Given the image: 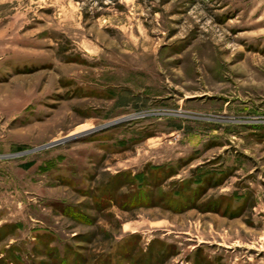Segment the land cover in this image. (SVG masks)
Masks as SVG:
<instances>
[{"label":"rangeland","instance_id":"1","mask_svg":"<svg viewBox=\"0 0 264 264\" xmlns=\"http://www.w3.org/2000/svg\"><path fill=\"white\" fill-rule=\"evenodd\" d=\"M150 250L264 264V0H0V264Z\"/></svg>","mask_w":264,"mask_h":264},{"label":"trees","instance_id":"2","mask_svg":"<svg viewBox=\"0 0 264 264\" xmlns=\"http://www.w3.org/2000/svg\"><path fill=\"white\" fill-rule=\"evenodd\" d=\"M32 165H34V163L33 162H30V163H28V164H26L25 165V167L26 168H30V167H32ZM152 170H162V167H153L152 168ZM175 171L174 172H169L168 174H167V176H166V178L165 179H169V178H171V177H173V176H175ZM154 175H157V173H154ZM153 176V175H152ZM144 177H145V175L143 174V172L142 173H139L138 175H136L135 177H134V180H139V181H144ZM153 179H154V177H153ZM180 185L179 186H183V187H185V191L183 192V191H177V192H174V194L172 193V194H164V193H162L161 194V196H160V198H159V200H157V202L156 201H154L151 197H150V194L149 193H146V191H144V192H141L140 191V187L136 190V191H134L131 195H132V197H133V199H132V201H134V199H135V204H133L132 203V205H133V207H140V206H154V205H161V203H166V206L165 207H168V209H169V207H173V206H171L169 203L170 202H172V203H174V202H176V201H173V199L171 198V201H170V199H169V197H170V195H174L175 196V198L176 199H181V200H185V204H183V206H181V207H184V206H186L185 207V209H191V208H196V207H198L199 205H198V202H199V199H200V197H201V194L204 192V191H206V188L202 185V184H199V187L198 188H195V189H193V191H189V194H187V192L186 191H188L187 189V187L186 186H188V184H189V186H190V181L189 180H186V181H181L180 183H179ZM160 185H161V183L160 182H158L157 183V185L155 184V187H157V188H159L160 187ZM146 186H148L147 184H146ZM184 189V188H183ZM145 197H147V199H148V201L147 202H145V203H143L142 201H144V198ZM163 199H169V200H165V201H168V202H162L163 201ZM225 199H228V198H225V197H222L221 199L219 198V201L218 200H213V204H218V206H217V209H218V212L220 211V208H221V212L222 211H224V210H222V207H221V204H222V202H223V200H225ZM246 199V198H245ZM229 200L230 201H232V199L229 197ZM233 202V201H232ZM245 203H247L246 201H245ZM210 207H212V206H210ZM241 207V206H240ZM238 207V209H242L243 207ZM228 209V213H232V215H234V214H236V212L238 213H240V211L241 210H236V208L235 209H231L230 207L229 208H227ZM182 210V209H181ZM176 211H179V210H176ZM230 211V212H229ZM225 213V212H224ZM134 237L135 238H141L140 236H138V235H134ZM156 242H158V243H160L161 241H159V240H154V241H152L151 242V245H150V249H151V246L153 245V244H155ZM145 256V257H144ZM146 257L148 258V260L150 261L151 260V250L149 251V254H147V253H145L144 255H142V256H140L139 258H137V259H132L133 261H135V262H137V264H140L141 263V261H143L144 259H146Z\"/></svg>","mask_w":264,"mask_h":264},{"label":"bare ground","instance_id":"3","mask_svg":"<svg viewBox=\"0 0 264 264\" xmlns=\"http://www.w3.org/2000/svg\"><path fill=\"white\" fill-rule=\"evenodd\" d=\"M88 129H89V128H81V130L78 131V134L83 133V132L87 131ZM89 130H90V129H89ZM74 134H77V132L74 133Z\"/></svg>","mask_w":264,"mask_h":264},{"label":"water","instance_id":"4","mask_svg":"<svg viewBox=\"0 0 264 264\" xmlns=\"http://www.w3.org/2000/svg\"><path fill=\"white\" fill-rule=\"evenodd\" d=\"M53 145H56V143H55V144L53 143V144H51V145H48V147H49V146H53Z\"/></svg>","mask_w":264,"mask_h":264}]
</instances>
